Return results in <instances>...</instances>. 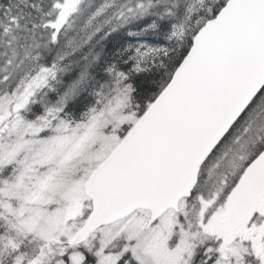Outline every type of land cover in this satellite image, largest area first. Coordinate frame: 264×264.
I'll list each match as a JSON object with an SVG mask.
<instances>
[{"label": "snow or ice", "instance_id": "obj_1", "mask_svg": "<svg viewBox=\"0 0 264 264\" xmlns=\"http://www.w3.org/2000/svg\"><path fill=\"white\" fill-rule=\"evenodd\" d=\"M0 264H264V0H0Z\"/></svg>", "mask_w": 264, "mask_h": 264}]
</instances>
